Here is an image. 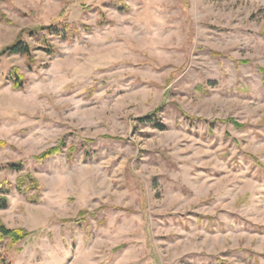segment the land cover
Here are the masks:
<instances>
[{
  "label": "rangeland",
  "instance_id": "1",
  "mask_svg": "<svg viewBox=\"0 0 264 264\" xmlns=\"http://www.w3.org/2000/svg\"><path fill=\"white\" fill-rule=\"evenodd\" d=\"M20 41L0 263L264 264V0H0V55Z\"/></svg>",
  "mask_w": 264,
  "mask_h": 264
},
{
  "label": "trees",
  "instance_id": "2",
  "mask_svg": "<svg viewBox=\"0 0 264 264\" xmlns=\"http://www.w3.org/2000/svg\"><path fill=\"white\" fill-rule=\"evenodd\" d=\"M42 30H46L49 31L50 34L52 36H56L61 40H67L70 37L71 32L69 31L68 27L63 26V25H55V26H50V27H43ZM38 35H36L37 37ZM46 43V42H45ZM47 52L52 53V51L46 50ZM31 54L30 52V47L26 44H24L23 42H17L11 46H9L2 55H0V65H1V58L3 55H19V56H25V57H29ZM14 86L17 89H22L23 88V84L21 82L20 77L17 75V79L15 80V84ZM155 120L153 119L152 116H147L145 119H142L141 122L142 123H153ZM159 128H161L162 130L164 129L163 126H161L160 124L158 125ZM10 168L15 169L17 168L18 170H21V166H10ZM37 187V183L35 181V179L31 176V175H26L23 178L20 179V181L17 183L16 185V189L19 191V193H21L22 195L27 196L28 192L30 190L36 189ZM13 187L8 185H0V210H5L8 209L9 205H10V200H9V196L12 194L13 192ZM32 200V199H31ZM35 202L36 200L33 199ZM21 231H14V230H8L5 228H1L0 229V240L4 239V238H8L10 239V241H12L13 243L19 242L23 239V236L21 234ZM0 264H8L5 260H2Z\"/></svg>",
  "mask_w": 264,
  "mask_h": 264
}]
</instances>
